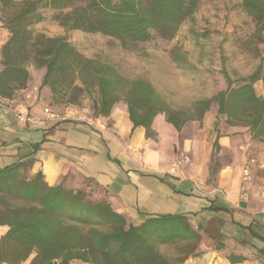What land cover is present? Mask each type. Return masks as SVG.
I'll return each instance as SVG.
<instances>
[{
    "label": "trees",
    "instance_id": "1",
    "mask_svg": "<svg viewBox=\"0 0 264 264\" xmlns=\"http://www.w3.org/2000/svg\"><path fill=\"white\" fill-rule=\"evenodd\" d=\"M200 0H0V24L8 39L0 51V97L13 101L29 82L28 68L44 70L42 86L53 102L77 107L91 98L90 113L107 118L118 103L127 107L133 129L150 127L159 115L177 132L188 121L200 122L211 107L230 127L243 128L264 143V53L258 67L239 86L173 110L153 86L129 80L111 65L82 55L63 37L36 32L42 9L65 31L99 34L118 41L125 50L152 34L173 40ZM241 9L263 41L264 0H242ZM217 146L216 142L214 143ZM28 163L0 170V264H185L196 255L201 235L185 216L151 217L139 225L116 213L99 191L48 186L41 173L25 174ZM215 172L211 160L210 175Z\"/></svg>",
    "mask_w": 264,
    "mask_h": 264
},
{
    "label": "crops",
    "instance_id": "2",
    "mask_svg": "<svg viewBox=\"0 0 264 264\" xmlns=\"http://www.w3.org/2000/svg\"><path fill=\"white\" fill-rule=\"evenodd\" d=\"M7 39L0 24V51ZM28 72L26 88L0 108V170L28 163L26 176L41 173L50 187L92 184L134 225L151 217H187L201 241L185 264H264V143L243 128L218 124L209 113L179 132L159 115L147 138L145 129H133L125 104L95 118L54 103L42 86L44 70L30 66ZM44 109L60 119L47 120ZM17 112L39 122L21 123ZM249 156L256 165L243 200L241 168ZM176 160L180 165L173 169ZM6 232L0 226V241Z\"/></svg>",
    "mask_w": 264,
    "mask_h": 264
},
{
    "label": "rangeland",
    "instance_id": "3",
    "mask_svg": "<svg viewBox=\"0 0 264 264\" xmlns=\"http://www.w3.org/2000/svg\"><path fill=\"white\" fill-rule=\"evenodd\" d=\"M241 1L200 0L173 40L152 34L132 50L99 34L65 31L49 9L40 11L42 20L34 30L48 37H63L82 55L111 65L124 78L149 82L169 108L190 110L195 102L225 89L228 81L232 88L239 86L260 63L264 34L263 41L254 36V24L241 9ZM255 90L264 98L260 83ZM91 104L86 96L76 108L90 112ZM208 113L218 124L224 123V117L216 116V107Z\"/></svg>",
    "mask_w": 264,
    "mask_h": 264
},
{
    "label": "built area",
    "instance_id": "4",
    "mask_svg": "<svg viewBox=\"0 0 264 264\" xmlns=\"http://www.w3.org/2000/svg\"><path fill=\"white\" fill-rule=\"evenodd\" d=\"M0 108H7V101L1 97H0ZM43 112H44L47 120L56 121V120L60 119V117H58L56 114L51 112L49 109H44ZM16 119H17V121H19L21 123L36 124L37 122H39L38 119L33 118L32 116H30L27 113H21V112L16 113ZM183 159L186 160V158H183ZM178 165H180V161L176 160L174 162L173 169ZM255 165H256L255 160L253 158H251L250 156L247 157V160L242 165L240 196H241V199H243V200L247 199V191H246L245 186L247 183H249L251 181V168ZM173 169H172V171H173Z\"/></svg>",
    "mask_w": 264,
    "mask_h": 264
},
{
    "label": "water",
    "instance_id": "5",
    "mask_svg": "<svg viewBox=\"0 0 264 264\" xmlns=\"http://www.w3.org/2000/svg\"><path fill=\"white\" fill-rule=\"evenodd\" d=\"M56 264V263H55Z\"/></svg>",
    "mask_w": 264,
    "mask_h": 264
}]
</instances>
